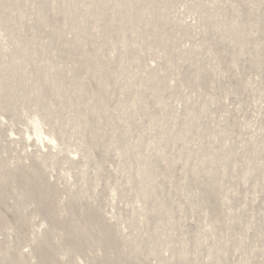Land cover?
Listing matches in <instances>:
<instances>
[{
	"label": "rangeland",
	"instance_id": "1",
	"mask_svg": "<svg viewBox=\"0 0 264 264\" xmlns=\"http://www.w3.org/2000/svg\"><path fill=\"white\" fill-rule=\"evenodd\" d=\"M0 264H264V0H0Z\"/></svg>",
	"mask_w": 264,
	"mask_h": 264
}]
</instances>
